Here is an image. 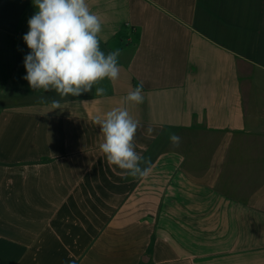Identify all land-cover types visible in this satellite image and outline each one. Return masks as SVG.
I'll use <instances>...</instances> for the list:
<instances>
[{
    "label": "crops",
    "instance_id": "crops-1",
    "mask_svg": "<svg viewBox=\"0 0 264 264\" xmlns=\"http://www.w3.org/2000/svg\"><path fill=\"white\" fill-rule=\"evenodd\" d=\"M87 4L119 78L61 98L23 79L33 0H0V264H264V130L247 99L264 82V0ZM140 84L143 102L125 101ZM116 107L140 123L145 178L100 151L94 119Z\"/></svg>",
    "mask_w": 264,
    "mask_h": 264
},
{
    "label": "clouds",
    "instance_id": "clouds-1",
    "mask_svg": "<svg viewBox=\"0 0 264 264\" xmlns=\"http://www.w3.org/2000/svg\"><path fill=\"white\" fill-rule=\"evenodd\" d=\"M37 8L28 20L29 31L23 36L29 53L24 57L26 75L23 77L33 91H54L61 98L79 96L93 90L102 80L119 78V50L105 54L100 49L98 34L101 19L92 13L87 0H33ZM143 84L131 90L124 100L143 102ZM105 89L97 87L96 95ZM52 107L59 102L53 100ZM103 142L100 151L109 165L123 170L124 178H145L151 172V160L136 150L134 143L139 121L127 108L116 107L103 116L97 115ZM149 127L147 134L151 136ZM170 142L179 147L181 137L169 135Z\"/></svg>",
    "mask_w": 264,
    "mask_h": 264
},
{
    "label": "rangeland",
    "instance_id": "rangeland-1",
    "mask_svg": "<svg viewBox=\"0 0 264 264\" xmlns=\"http://www.w3.org/2000/svg\"><path fill=\"white\" fill-rule=\"evenodd\" d=\"M250 90V89H249ZM247 95L248 99V112L250 114V127L252 130L263 129L264 130V82L256 88L255 97L259 102L254 103L253 97L249 91Z\"/></svg>",
    "mask_w": 264,
    "mask_h": 264
}]
</instances>
